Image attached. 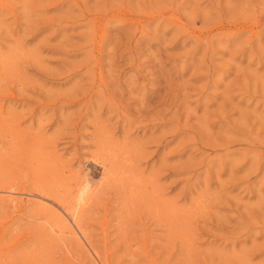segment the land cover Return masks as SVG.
Returning <instances> with one entry per match:
<instances>
[{"label": "rangeland", "instance_id": "obj_1", "mask_svg": "<svg viewBox=\"0 0 264 264\" xmlns=\"http://www.w3.org/2000/svg\"><path fill=\"white\" fill-rule=\"evenodd\" d=\"M0 264H264V0H0Z\"/></svg>", "mask_w": 264, "mask_h": 264}, {"label": "bare ground", "instance_id": "obj_2", "mask_svg": "<svg viewBox=\"0 0 264 264\" xmlns=\"http://www.w3.org/2000/svg\"><path fill=\"white\" fill-rule=\"evenodd\" d=\"M100 166H103V168H104L102 171L103 172L102 175H104V174L106 175L108 170H106L107 168H105V163L102 162V165H100ZM82 176H83V174H82ZM82 176H80L77 179L73 188L72 187H69L70 189L68 188L67 192H68V195L70 198L66 204H62V206H60V207H62L61 209L64 212V214L63 213L61 214L62 219L64 221H66V225H67L69 231L74 230L73 225L77 229H80V226H79L80 213H81L82 209L84 208V206L90 202V200L93 197L98 186L103 183L102 180L101 181H94L93 178L89 177L90 184L95 186L91 191H89L88 189H85L82 187ZM54 197H55V195H54ZM58 198H60V197H58ZM67 217L70 219V221H72L73 225L70 224L69 219Z\"/></svg>", "mask_w": 264, "mask_h": 264}, {"label": "clouds", "instance_id": "obj_3", "mask_svg": "<svg viewBox=\"0 0 264 264\" xmlns=\"http://www.w3.org/2000/svg\"><path fill=\"white\" fill-rule=\"evenodd\" d=\"M82 187L85 188V189H88L89 191H91L95 187L92 184H90L89 175H88L87 172L83 173V176H82Z\"/></svg>", "mask_w": 264, "mask_h": 264}]
</instances>
